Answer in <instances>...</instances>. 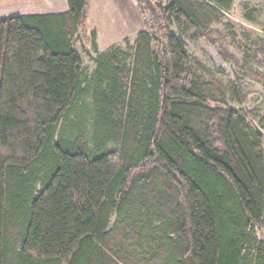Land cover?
<instances>
[{
	"label": "trees",
	"instance_id": "trees-1",
	"mask_svg": "<svg viewBox=\"0 0 264 264\" xmlns=\"http://www.w3.org/2000/svg\"><path fill=\"white\" fill-rule=\"evenodd\" d=\"M66 2L0 19V264H264V115L229 105L264 86V39L233 0H136L148 29L103 53L92 32L88 73L90 0Z\"/></svg>",
	"mask_w": 264,
	"mask_h": 264
},
{
	"label": "rangeland",
	"instance_id": "rangeland-1",
	"mask_svg": "<svg viewBox=\"0 0 264 264\" xmlns=\"http://www.w3.org/2000/svg\"><path fill=\"white\" fill-rule=\"evenodd\" d=\"M165 4V0H161ZM233 8L225 14L226 22L233 23L238 28L250 31L253 36L264 39V0H233ZM29 6L24 4H1L0 15L2 18L9 16L30 15ZM252 16V25L244 22L245 14ZM147 20V15L145 16ZM223 22L221 24H224ZM144 26V18L140 14L136 0H90L87 13L86 26L75 47L81 55L83 65L88 73L94 69L96 55L91 49V33L95 32V41L99 52L103 53L113 47L126 49V42L132 44L139 30L148 29ZM187 53L192 60L201 62L206 69L224 80L226 83L236 84L238 72L230 62L225 61L219 54L216 44L210 43L199 36L193 29H188ZM175 34L173 28L169 29ZM242 40L241 37H239ZM222 44V43H219ZM224 47L237 59L241 58L236 47L228 41ZM247 96L241 100L237 95L229 100V105L245 112H258L264 115V86L245 79ZM257 126V123H254ZM259 238L264 240L263 232Z\"/></svg>",
	"mask_w": 264,
	"mask_h": 264
},
{
	"label": "crops",
	"instance_id": "crops-1",
	"mask_svg": "<svg viewBox=\"0 0 264 264\" xmlns=\"http://www.w3.org/2000/svg\"><path fill=\"white\" fill-rule=\"evenodd\" d=\"M24 4L28 5L30 15L47 14V13H62L67 11L66 0H0L1 4ZM11 17V16H9ZM0 19H2L0 15Z\"/></svg>",
	"mask_w": 264,
	"mask_h": 264
}]
</instances>
